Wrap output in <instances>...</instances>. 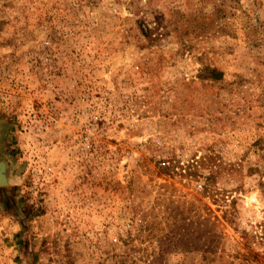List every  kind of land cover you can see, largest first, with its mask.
<instances>
[{
	"label": "rangeland",
	"instance_id": "obj_1",
	"mask_svg": "<svg viewBox=\"0 0 264 264\" xmlns=\"http://www.w3.org/2000/svg\"><path fill=\"white\" fill-rule=\"evenodd\" d=\"M0 162V264H264V0H0Z\"/></svg>",
	"mask_w": 264,
	"mask_h": 264
},
{
	"label": "water",
	"instance_id": "obj_2",
	"mask_svg": "<svg viewBox=\"0 0 264 264\" xmlns=\"http://www.w3.org/2000/svg\"><path fill=\"white\" fill-rule=\"evenodd\" d=\"M6 185L5 164L0 162V186Z\"/></svg>",
	"mask_w": 264,
	"mask_h": 264
},
{
	"label": "trees",
	"instance_id": "obj_3",
	"mask_svg": "<svg viewBox=\"0 0 264 264\" xmlns=\"http://www.w3.org/2000/svg\"><path fill=\"white\" fill-rule=\"evenodd\" d=\"M209 72L212 74V77L214 79H220L221 76H222V73L217 71V70H215V69H211V70H209Z\"/></svg>",
	"mask_w": 264,
	"mask_h": 264
}]
</instances>
